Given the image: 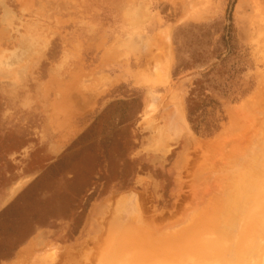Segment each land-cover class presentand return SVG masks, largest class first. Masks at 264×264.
I'll use <instances>...</instances> for the list:
<instances>
[{
    "label": "rangeland",
    "instance_id": "rangeland-1",
    "mask_svg": "<svg viewBox=\"0 0 264 264\" xmlns=\"http://www.w3.org/2000/svg\"><path fill=\"white\" fill-rule=\"evenodd\" d=\"M260 3L263 0H0V264H19L21 249L30 248L36 232L55 227L59 236L64 219H73V233L85 229L94 200L105 198L107 207L95 213L99 222L90 231L70 246L44 239L43 252L35 251L37 259L26 264H56L45 256L50 260L49 254L54 257L67 249L81 264H94L96 248L113 252L110 244L123 220L120 213L115 217V200L127 192H135L165 227L189 211L194 191H201L205 180L213 184L210 180L223 170L217 150L206 145L233 137L235 111L253 103L264 87V52L257 45L264 39L260 41L262 33L255 30ZM143 4L147 11L141 14ZM137 17L140 22H134ZM156 50L172 53L167 82H155L152 76ZM256 114L264 117L260 109ZM261 141L258 147L264 154ZM204 167V173L199 171ZM234 174L231 179L238 176ZM261 174L255 180L245 177L242 189L252 192H240V197H249L244 195L246 209L240 211H253L248 222L263 226ZM249 182L253 185L247 189ZM187 229L182 231L185 239ZM135 232L133 241L121 239L122 247L115 240L114 250L119 246L122 252L113 253L111 264L125 259L127 264H235L211 252L206 256L208 246L196 248L202 239V244L216 245L212 236L193 237L191 245V234L188 244L178 237L182 234L179 240L175 234L171 240L163 236L165 247L183 243L177 251L168 246L174 254L162 258L163 252L149 253L161 236L142 248L141 231ZM130 242L137 246L123 248ZM184 242L195 246L194 251L181 249ZM137 249L158 259H136Z\"/></svg>",
    "mask_w": 264,
    "mask_h": 264
},
{
    "label": "bare ground",
    "instance_id": "bare-ground-1",
    "mask_svg": "<svg viewBox=\"0 0 264 264\" xmlns=\"http://www.w3.org/2000/svg\"><path fill=\"white\" fill-rule=\"evenodd\" d=\"M144 7H145V5H144ZM257 8H258L257 12L261 15V18H260L261 20L259 21V23L258 22L256 23L257 25L255 24L256 25V27H255L256 29L255 30L258 32V34L260 33L259 35H261V33H262V35L259 36L260 41H261V38L264 39V0H263V3H260L259 7H257ZM136 9H138V12H139L140 7L136 8ZM142 10L143 9H140V13L147 11V8H146V10H143V11ZM136 12H133V13L136 14ZM140 13H139L138 16L140 18H142ZM258 13H256V14H258ZM259 14H258V16H259ZM145 15L147 17L146 13L143 16L145 17ZM132 16L135 17L137 15L133 14ZM139 17L136 18L137 20L133 18L135 20V21L134 20L133 21L134 22H140L141 19ZM138 19H140V20L138 21ZM255 20L256 19L254 18V21ZM257 41H258L257 45H259L258 46L259 50L262 49V52H264V40L261 41L263 43H259V40H257ZM165 42L167 43V41H165ZM163 45L165 46V44H163ZM166 48H167V46H166ZM128 49H130V48H128ZM158 50H160V49L158 48ZM158 50H156L155 52L157 53ZM168 52H169L168 50H165V51L163 50L162 52H158L157 53L158 54V57H157L158 60H156V58L153 56L155 58L156 62L153 61L155 63L152 64L154 66H153V68L151 66V69L153 71V75L152 76L155 78L154 79L155 82H160V81L167 82L168 79H169V72H170L169 68H171L170 64H171V61H172L171 60L172 57L170 58V56H172L171 55L172 53L170 51V56H169ZM157 54H154V55L157 56ZM262 55H263L262 61H264V53ZM146 81H147V79H146ZM157 98H158V96H157ZM153 102H155V99H154ZM252 102L253 103L250 102V104H248V105H244V106L239 107L237 109V111L234 110L236 112L235 114H237V115H235L236 118L233 119L234 120V122H233L234 126H233V128L231 127L232 128V132H234V136L233 137H229L230 135L226 136V137L224 136L222 139L218 140V142H216V143H208L211 140L207 141V143H208L206 145L207 149L210 146V147H212V148L217 150V151L215 150L217 152V155H219V156H217V158H218V160L220 159L221 162L220 161L219 162L222 164V165L219 164L220 165L219 167L223 166L221 168H223L225 173L223 172V170L221 172H219L218 175L220 174L221 177L215 174L216 175L215 176L216 179L213 180V182H212V180H210V182L213 183V184L207 183V180H205L206 182L204 181L205 183H203L201 185V187H200L201 191H199V189L197 190V191H199L198 193H197V191L196 192L194 191V194H195L194 195L195 196L194 197V201H193V203L191 202V204L188 203L190 205V207H191V208L188 207L189 211L185 212L183 217L182 216L179 217L180 220H178V221H176L174 223L168 224L169 226L165 227L164 225H160L159 222H157L158 220H160L159 219L160 217L159 218H155V216L149 211L150 209L148 207L142 205V203L140 202L142 200L139 199V197L137 196V194L135 192L131 191V192H127L125 194H122L121 196L117 197V199L115 200L116 201V207H115L116 209H115V213L114 214H115V217H116L120 213L121 215H123L122 216L123 220L119 221L120 218H119V220L115 218L117 221L120 222V223L118 222L120 224V227H118V230L115 232L116 234H114L115 237H114V239L112 241L113 243L110 244V245H113V244L115 245V240L117 239L120 242V245H121L120 247H122V243L121 242L122 241L124 242V240H123L124 237L126 239L130 240V241H133L134 238H132V236L135 237V235L138 234V233L135 234L136 233L135 230H137V231H141L139 233V235H141L140 239H139V242L138 241L137 242L139 243V245L142 246V248H144L143 246L146 245L147 243L151 244L150 243L151 239H154V238L158 239V237L160 238V236H161V238L163 236H165L166 238L169 237V240H171V238L174 237V234H175V238H176L178 236V234H182V235L185 234V233H182V231L186 230L188 228L187 229L188 233H186L187 234V238L186 239L184 237L186 235H183V236L179 235L178 236L179 238H180V236H181V238L184 237V240H183V238H182V240L183 241H188L187 244L190 243L189 240H188V238L190 239V237H188L189 234H191L190 235L191 239H193V237H195L196 239H199L198 237H203V235H206V236H208V238L210 236L213 237V238H210L211 240H214L212 244H214L216 241H218L216 245H211L210 244L211 247L215 246L214 248H212L213 251L212 250L210 251L211 247L209 246V242H208V244H206L207 243L206 240H205V242H206L205 244L206 245L204 243L202 244L203 239H202V241H200V243L198 241H196L198 243V246H200V247H197V245H196L197 249L200 248V250H201L202 248H204V246L206 248H207V246L209 247V253H207L208 251H206V249L202 250L204 252L206 251V256H207V254H211L212 253L214 255L212 256V254H211L209 256H212V257H214L216 259L220 258V259H223L225 261H233V262H235V264H260L261 262H263V261H261L260 257H261V253L263 251L262 249H264L263 248L264 245L262 246V243H263V240H264V233L263 234H259L258 231L261 230L260 229L261 227L264 228V224L262 223L263 226H261V223L259 224V222L257 223L258 225H256V224L254 225V223H252L253 221L252 222H248V218L251 217L253 211H251L252 212L251 215L248 214L249 216L246 213V215L248 217L243 212L240 211L241 207L244 206V203H246V200H244V198H246L247 200L249 198V197H247L246 194H248V192L249 193L252 192L250 190L247 191L245 189V188L249 189L248 186L251 187L250 186L251 182H249V185L248 184L244 185V187H245L244 189L246 191H244L242 189L243 188V184H245L244 183L245 177H249V178L251 177L252 179L255 180V178H253V177L257 176L259 178V176H262L261 173H264V171L262 169V167H264V163H263V159L264 158L261 159L263 157V156L261 157V155H264V154L261 153L262 151L260 152V149L258 147L259 146V141L262 140L261 142H262V144H264V117H261L260 114H259L260 116L258 114H256V111L258 109H260V111L264 113V87L262 88V90L260 92V95L257 96V98L254 101H252ZM175 108L177 110V107H174V109ZM173 110H171L170 112H172ZM177 112L181 113L180 109H178ZM177 112H175V113L177 114ZM258 113H260V112L258 111ZM183 115H185V114L183 113ZM177 116H178V114H177ZM260 136H261V138H260ZM215 141H216V139H215ZM202 142H201V144H202ZM199 147H197V148H199ZM200 150L201 149H199V151ZM235 153H237V156L239 155V157H237V160L235 159L236 158ZM209 155L211 156V154H209ZM197 157H199V156H197ZM261 160H262L263 164L261 163ZM214 164H215V162H214ZM214 164L212 165V168L216 170L217 166L214 165ZM196 166H197V164H196ZM206 167H204V169L202 168V170L199 169V171L204 173L205 170H206L205 169ZM225 170L227 171V174H226ZM236 170H237L238 176L237 177L235 176L236 178L233 176L232 179H231V177L229 175H232L234 173L237 175ZM199 171H197V173L200 174L201 172H199ZM194 173H196V171ZM213 173H214V170H213ZM221 173H223V175H221ZM200 176H201V174H200ZM203 176L206 177L205 175H202L201 177H203ZM225 177H226V179H225ZM263 177H264V175H263ZM197 178H198V176H197ZM262 178L260 177V179H262ZM260 179H256V180L260 181ZM198 181H200V180L198 179ZM251 184L253 185V183H251ZM203 185L205 186L204 189L202 188ZM256 186H258V184L255 185V186H252V187H254L253 188V194H254V191L256 190L255 189ZM195 187H197V185ZM239 188H240V190H239ZM257 188L259 189V187H257ZM241 191H242V193H243V191L245 193L247 192L246 194H242L241 193V195H243V197H244V195H246V197H244V198L240 197V192ZM206 194H208L207 195L208 198H205V197H207V196H205ZM257 195H258V193H257ZM251 198L252 197H250V199ZM251 200H253V199H251ZM254 200H256V198H254ZM242 208L244 210V209H246V206H245V208L244 207H242ZM250 208H253V206L250 207ZM248 210H250V209H248ZM184 211H185V209H184ZM254 215H255V212H254ZM111 216H112V214H111ZM262 217H264V215ZM253 218H252V220H253ZM263 221H264V219H263ZM113 222H114V220H113ZM261 222H262V220H261ZM180 225L182 226V228H181L182 230L181 229L177 230L179 227H181ZM115 226H118V224L115 225ZM107 227H110V226H107ZM184 227H187V228L184 229ZM190 228L193 229L194 231L193 230L191 231ZM108 231H107V234H108ZM189 231H191L192 233H190ZM192 234H194V236ZM257 234H259V236H258L259 239L257 238ZM260 235L263 236V238L262 237L260 238ZM171 236H173V237H171ZM110 238H112V237H110ZM161 238H160L161 241L162 240L166 241L168 239V238L167 239L166 238L163 239L164 237L162 239ZM121 239H122V241H121ZM176 239H178V238H176ZM117 240H116V242H117ZM136 240H138V239H136ZM169 240H168V242H170ZM182 240L180 241L181 243L178 241L179 243H177V245L176 244L173 245V243H172V245L171 244L170 245L167 244V245L169 247L172 246V248L175 247V248H173V250L175 249L177 251V249H178L177 247L179 245L181 246L182 243H183ZM161 241L158 244H156L158 241L155 240L154 241L155 243L151 244L152 246L147 244V245H149L148 247L151 246V250L153 249L152 251L149 250V253H151V252L154 253L155 251H157L155 253L160 255L163 252L162 253L163 256H161L162 254L160 255V257H162V258L166 257L167 255L169 256V255L174 254V253H172L174 251H172L171 248H169L168 246H167L168 248L165 247L167 242L165 243L164 241H162V242H164L163 245H162V244H160ZM174 241H176V240H174ZM194 241H195V239H193L192 243H190L189 245L193 244ZM261 241H262V243H261ZM184 243L186 244V242H184ZM105 244H106V246H108L106 242H105ZM123 244H124L123 248H131L132 246H137L133 242L132 243L130 242V245L129 244L125 245V243H123ZM185 244L183 245L185 247H183L181 249H183V250L187 249L186 252L187 251L190 252L191 250L194 251L195 246L192 245V248H193L192 249L191 247H187L189 245H187V244L185 245ZM114 245L112 246L113 252L110 251L111 250L110 247L108 248L109 249L108 252L105 251V248H104V250H101L102 246H100V248L98 247V249L96 248V250L94 251L95 253L91 256L92 262L94 264H97V263L98 264H103V263L104 264H108L107 263V261H108L109 264H111L115 260V258H113L114 256L116 257V255H114V254H116L115 252H117V251L119 253L122 252L121 250L119 251V249H121L119 246H115L116 250H114ZM128 245H129V247H128ZM154 245H162V247L157 246L158 248H156ZM125 246H127V247H125ZM95 247H97V246H95ZM117 247H119V248H117ZM163 247L166 249V251L164 250ZM123 248H122V250H124ZM138 248H140V246ZM154 249H155V251H154ZM160 249L162 251H160ZM170 249H171V252L169 251ZM181 249H180V251L183 252V250H181ZM197 249H195V250L197 251ZM21 250H22V252H21V255H20V258H19L20 259L19 260V264H26L30 260L32 261L33 257H36L35 256L36 252L31 253L30 248H24V249L22 248ZM144 250H142V249L138 250L137 249L136 252H135V258L139 259V260L143 259L145 261H152L154 259V257L157 258L156 256H153L152 254H149V256L146 257L145 253H147V252H145ZM200 250H198V252ZM207 250H208V248H207ZM101 251L105 252V253L102 254ZM164 251H165V253H164ZM167 251H169L171 254L169 252L167 253ZM193 251H191V252H193ZM85 252H87V251H85ZM100 253H101V256H100L101 259H99L100 260V262H99L98 261V257L100 255ZM107 253H111L112 256L111 255L110 256L112 257L111 258L112 261L109 258V256H107L108 255ZM178 253H179V250H178ZM183 253H181V254H183ZM201 253L205 255V253H203V252H201ZM262 254L264 255V253H262ZM45 255H46V253H45ZM52 255L49 254L50 257ZM263 255H262V257H263ZM81 257H83V256H81ZM103 257H104V259L106 257V259H105V260H107L106 263H105V261H103L104 260ZM107 258H109V259H107ZM166 258H168V257H166ZM35 259H37V257ZM55 259L56 258H54L53 260H55ZM101 260L103 261L102 263H101ZM126 262H127V260L125 259L124 263H122V264H125Z\"/></svg>",
    "mask_w": 264,
    "mask_h": 264
},
{
    "label": "flooded vegetation",
    "instance_id": "flooded-vegetation-1",
    "mask_svg": "<svg viewBox=\"0 0 264 264\" xmlns=\"http://www.w3.org/2000/svg\"><path fill=\"white\" fill-rule=\"evenodd\" d=\"M130 103H133V100H132V102L130 101ZM141 111H143V110H141ZM141 111H140V113H141ZM104 199L105 198L94 200L91 203V205L89 206V211L91 209V216H90L88 223L86 224L85 229L82 226L78 232L73 233L69 229L70 228L69 224L72 223L73 219L69 218L70 220L64 219V221H63L64 223L60 229L61 234L59 236L56 235L57 229L55 227L46 228L44 231L34 233L30 237V241H29L31 253H33L35 251L37 252V254H38V252H43V251H41V249H42L41 247L43 246L42 241L44 239H46L47 242L48 241L52 242V241H55L56 239H58L59 243L61 245H69V246L72 245L73 243H75L76 241H78L80 239L81 235H83L85 230L90 231V227L99 222V219L96 218L95 213L99 212L102 208L105 209L107 207V203L105 202ZM94 203H95V205H94ZM68 234L73 236L70 240L65 238V237H67ZM46 245H48V244H46ZM53 258H56V260L53 261V263L55 262L56 264H81L82 263L81 261L76 260L77 255L75 254V252L69 251V249L65 250V252L58 251L57 253H55L54 257H52V256L50 257V260H49V257L48 258L45 257L47 262H51V259H53ZM39 259H40V257H39ZM39 259H38V261H40ZM40 263H41V261H40Z\"/></svg>",
    "mask_w": 264,
    "mask_h": 264
},
{
    "label": "crops",
    "instance_id": "crops-1",
    "mask_svg": "<svg viewBox=\"0 0 264 264\" xmlns=\"http://www.w3.org/2000/svg\"><path fill=\"white\" fill-rule=\"evenodd\" d=\"M94 205H95V203H94ZM29 244H30V243H29ZM29 244H28V245H29ZM81 256H83V255H81ZM81 256H80V257H81Z\"/></svg>",
    "mask_w": 264,
    "mask_h": 264
}]
</instances>
